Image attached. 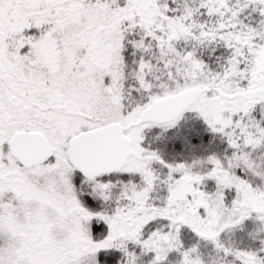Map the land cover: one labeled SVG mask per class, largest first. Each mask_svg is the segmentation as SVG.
Here are the masks:
<instances>
[{"label": "snow or ice", "instance_id": "1", "mask_svg": "<svg viewBox=\"0 0 264 264\" xmlns=\"http://www.w3.org/2000/svg\"><path fill=\"white\" fill-rule=\"evenodd\" d=\"M0 264H264V0H0Z\"/></svg>", "mask_w": 264, "mask_h": 264}]
</instances>
